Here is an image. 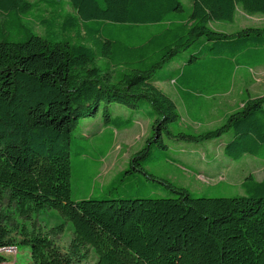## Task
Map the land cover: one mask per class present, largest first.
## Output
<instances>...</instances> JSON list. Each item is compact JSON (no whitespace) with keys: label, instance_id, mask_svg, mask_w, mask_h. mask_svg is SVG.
<instances>
[{"label":"trees","instance_id":"1","mask_svg":"<svg viewBox=\"0 0 264 264\" xmlns=\"http://www.w3.org/2000/svg\"><path fill=\"white\" fill-rule=\"evenodd\" d=\"M66 2L74 17L57 0H0L9 28L24 29L23 13L41 3L65 22L61 30L70 37L0 39V207L8 200L27 218L48 208L74 230L69 252L40 234L22 240L33 264H75L89 250L96 264H264V180L252 175L242 183L245 194L232 198L198 196L167 184L173 197L122 192L75 201L71 184L73 133L82 119L117 105L136 115L143 111L153 123L152 137L131 168L153 147L168 149L165 134L176 142L218 141L233 161L246 155L264 161V95L246 100L214 130L173 133L181 115L156 87L173 82L191 108L198 97L229 91L237 69L264 67V27L231 35L211 28L214 22L233 23L239 6L249 15L264 14V0H192L189 9L182 0ZM40 22L47 31L55 25L49 18ZM100 60L115 70L114 79L97 67ZM134 121L108 116L106 124L124 130ZM229 132L232 138L222 141ZM129 173L117 177L144 182ZM12 243L0 212V248L18 247Z\"/></svg>","mask_w":264,"mask_h":264},{"label":"rangeland","instance_id":"2","mask_svg":"<svg viewBox=\"0 0 264 264\" xmlns=\"http://www.w3.org/2000/svg\"><path fill=\"white\" fill-rule=\"evenodd\" d=\"M57 1L65 3L61 6L63 13L75 16L74 9L66 5V0ZM182 2L187 9L192 6V0H182ZM33 11L23 13L24 29L18 26L9 28V22L6 20L8 18L0 14V39L21 42L34 34L55 42L70 40L69 34L61 30L66 25L65 22L51 15L50 8L40 3ZM40 17L53 20L55 25L52 30L45 29ZM263 27L264 14L249 15L240 6L233 23L211 24V28L215 31L230 35L244 29ZM105 64V61L100 60L97 67L105 71V76L114 79L115 70L112 67L106 70ZM230 84L229 92L198 97V103L190 108L183 102L173 82L157 83L156 87L176 103L181 115L180 123L171 126L172 132L200 134L221 126L231 113L244 107L246 100L264 95V67L254 70L241 68L235 72ZM117 106L116 109L113 106L104 107L96 117L82 119L73 133L71 148L73 200L80 201L108 195L116 197L122 192L135 194L136 197L138 195L173 197L175 194L167 184L187 189L198 196L232 198L245 194L242 183L249 175L257 181L264 180V161L259 158L246 155L239 161H233L224 155L221 147H217L218 141L200 144L176 142L173 137L166 134L163 135V140L168 145V149L153 147L147 151L149 156L141 157L137 161L138 165L131 168V159L143 151L152 137L153 123L143 111L136 115L137 112L124 105ZM108 116L119 117L120 120H135L134 125L128 129L117 130L106 124ZM231 138L232 132H229L222 141L226 142ZM165 156L173 161L174 159L181 161L184 168L170 162ZM130 169L132 174L128 175L135 176L133 179L141 177L144 182L123 181L122 178L117 177ZM141 169L151 177L142 174ZM0 212L5 216L6 225L11 232L12 244L18 246L17 249H9V257L3 258L6 261L10 259L14 264H33L29 248L21 243L33 234L47 236L62 251L69 252L74 239V230L68 220L58 212L46 208L27 218L8 200L3 202ZM87 254L86 260L79 262L76 259L75 264L98 262L94 251L89 250Z\"/></svg>","mask_w":264,"mask_h":264},{"label":"built area","instance_id":"3","mask_svg":"<svg viewBox=\"0 0 264 264\" xmlns=\"http://www.w3.org/2000/svg\"><path fill=\"white\" fill-rule=\"evenodd\" d=\"M9 249H17V247L16 246H10V247H2V248H0V256L2 258H4L5 256H6V258H8L9 257ZM0 264H10V259H8V261L3 259V260L0 261Z\"/></svg>","mask_w":264,"mask_h":264},{"label":"crops","instance_id":"4","mask_svg":"<svg viewBox=\"0 0 264 264\" xmlns=\"http://www.w3.org/2000/svg\"><path fill=\"white\" fill-rule=\"evenodd\" d=\"M258 69V68H257ZM238 70H240V69H237L236 71H238ZM251 70H254V69H251ZM175 86V85H174ZM176 88V87H175ZM177 90V89H176ZM230 91V90H229ZM229 91H227V92H229ZM222 93H225V92H222ZM222 93H219V94H222ZM219 94H217V95H219ZM10 253H12L11 251H10Z\"/></svg>","mask_w":264,"mask_h":264},{"label":"bare ground","instance_id":"5","mask_svg":"<svg viewBox=\"0 0 264 264\" xmlns=\"http://www.w3.org/2000/svg\"><path fill=\"white\" fill-rule=\"evenodd\" d=\"M10 264H14V263H11V262H10Z\"/></svg>","mask_w":264,"mask_h":264}]
</instances>
